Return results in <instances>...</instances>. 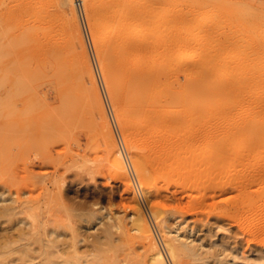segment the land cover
Segmentation results:
<instances>
[{"label": "rangeland", "instance_id": "1", "mask_svg": "<svg viewBox=\"0 0 264 264\" xmlns=\"http://www.w3.org/2000/svg\"><path fill=\"white\" fill-rule=\"evenodd\" d=\"M52 1L0 0V44L2 43V46L0 45V264L26 263L21 258L22 249H27L34 256L30 263L26 264H42L48 251H52L50 255L55 260L53 264H64L63 260L71 257L70 254L74 252L72 250L75 247V250L80 252L77 251L78 255L81 254L83 257L82 264H86V260L93 256V244L96 242V237H100L99 233L104 225H112L111 230L116 238L124 236L127 230L132 233L129 229L130 216L135 211L134 197L139 201L143 215L150 225L154 238L163 249L168 264L173 263L163 244L157 221L152 215L154 210L162 214L166 226L178 237V240L187 239L197 247L199 259L184 258L187 264H264V134L248 138L231 132V127L242 126L243 122H247L248 114L254 111V108L233 107L228 115L222 116L215 109L200 107L193 119L183 118L165 124L162 122L160 125L157 124L158 126L150 124V128L158 127L156 130L165 127L161 130H165L168 139L164 137L156 141L157 144L153 140H144L139 136V131L132 132V125H126V130L131 136L130 142L141 146L140 148L144 145L141 153L145 155L143 160L148 163L142 161L141 166L147 173L154 175L151 174L152 183L151 188L148 189L138 176L136 171L138 167L134 164L133 156L124 140L126 132L117 118L121 99L116 101L113 98L105 78V70L100 65V52L93 40L90 10L84 3L81 6L80 0H75L76 4L73 6L75 16L81 28H79L80 35L101 98L103 118L108 121L112 137L122 155L125 168L123 171H115L109 163H106L103 139L101 141L98 133L96 134L97 131L87 120L83 108L80 107L79 110L69 108V110L64 106L66 94L62 96L64 93L62 90L65 91L68 83L65 84L63 78L64 83L59 80L61 66H55L56 59L55 62L52 61L54 65H50L48 61L52 56H46L44 44L48 34L58 33L57 19L62 17L63 20L66 18L69 20L71 15L63 6L60 7L62 10L60 8L55 10ZM55 11H60L59 14H62L59 16ZM65 12L69 15L67 13L65 15ZM80 12L84 17L85 28L81 23ZM201 14L207 17L211 13L203 10ZM225 18L231 20L229 16ZM225 18L223 20H226ZM227 22L225 23L228 24ZM234 22L231 25H235L236 28L233 25L231 28L230 23L229 27L239 30L237 28L240 26ZM225 23L223 30L231 31L227 32L231 35L234 30L228 29ZM21 28L25 29L23 30L25 33ZM192 28L194 34L189 29L184 30V33L187 32L184 35L187 36V40L197 41V36L194 35L198 34L196 30H199V27L192 26ZM259 28L255 31L248 29L250 33L246 28L247 31L244 32V28L240 29L242 35L244 34L243 44L246 43V39L253 43L252 45L250 42L251 46H249L247 41L248 45H245L248 46L247 49L242 44L246 49L245 54L239 52L242 46H237L238 48L228 46L229 41L224 47L225 56L222 58L229 59L230 63L238 66L239 62H243V58H240L243 56L239 54H244L247 56L244 57L247 62L255 57L257 59L255 66L259 69L264 67V32ZM65 31L69 32L71 29L67 28ZM257 31L263 33L259 35ZM237 33L240 35H233H239L237 37L240 42L243 36L241 32ZM245 34H248V37ZM216 38L208 35L203 38L202 43L205 44L206 49L216 52L214 50L218 44ZM234 38L236 37L228 40ZM9 42L15 45H10ZM77 47L76 50L79 51L80 46ZM210 50L209 54H212ZM191 51H195V46H188L185 53ZM205 51L207 50L201 51L200 54ZM1 52L6 53L1 54ZM175 53L174 50L172 58ZM236 53H239L238 56ZM43 57L47 58V61ZM195 60L197 59L190 56L188 61H177V65L181 68L179 72L184 71V64L189 65ZM247 62L243 64H246L245 66L249 67L246 70H249L254 65L251 66L250 62L247 65ZM41 67L46 70L44 78L49 73L47 76L52 81L47 77L46 80L48 79L49 82H45V79L43 81L42 77L35 75L42 72ZM223 67L216 64L209 67V71L223 79ZM32 68L37 73H32ZM29 70L31 74H27ZM62 73L65 75L64 72ZM180 73H178L179 79L183 80V73ZM68 79L71 81L70 78ZM71 84L72 82L68 85ZM85 84L90 85L88 79L85 80ZM66 93H68L66 96H69L71 91ZM59 97L63 100L62 106L71 113V116L67 114L65 119L62 115L66 111L61 108V103H58L61 101ZM29 98L31 101L35 99L33 102L35 101L36 104L31 105L33 102ZM46 103L52 106L51 109ZM38 104L41 108L37 107ZM34 108L40 109L34 111ZM59 108L63 109L64 113ZM48 112L54 117H49ZM56 114H60L59 117H56ZM71 117H75V120ZM47 118H51V121L49 122ZM101 118L98 113L94 116L97 121ZM258 118V124L264 126V105L259 108ZM63 119V123L58 122L59 125L56 123V120ZM83 121L91 125L87 124V126ZM40 124H43L44 128ZM148 126L149 124H146L145 127ZM55 127L59 128V133ZM159 142L167 144H164L162 149ZM145 143L150 149L148 152ZM158 145L161 146L160 151L157 149ZM152 146L156 147L151 150ZM170 150L174 152L171 153ZM181 163L184 165L182 166ZM89 168H96V171L90 172ZM125 177L131 182L129 190L124 185ZM11 206L14 209H11ZM6 207L10 209L3 211ZM7 212H11L12 215L6 214ZM117 225H121V228L117 229ZM20 232L25 233L24 240L19 238ZM33 235L36 240L33 239L34 242L28 243V237ZM132 247H137L134 249L136 251L141 250L136 243Z\"/></svg>", "mask_w": 264, "mask_h": 264}, {"label": "bare ground", "instance_id": "2", "mask_svg": "<svg viewBox=\"0 0 264 264\" xmlns=\"http://www.w3.org/2000/svg\"><path fill=\"white\" fill-rule=\"evenodd\" d=\"M52 2V5L54 6L53 8H56L55 10L63 6L67 8V11L71 15L69 20H67V18L66 20H63L62 17H59L57 19L58 22L56 23V28L58 33L48 34V39L44 44V51L46 52V56H52L50 58L51 60L48 61L51 64H48L52 66L54 65L52 61L55 62L57 60L59 63L56 61L57 64L55 63V66H61V70L59 69V71H61L60 77H58L59 80L61 79L60 81L62 82L64 79L65 84H70V82H72V86L70 85L71 87L68 84L67 88L65 87L66 89H68L67 91L66 89L65 91L62 90V92H64L62 93V96L64 94L67 95L68 93L66 92H68L69 90L71 91V93H69V96L64 95V101L61 100V98L59 97V100L61 101H58V103H61V108L63 107L62 101L65 102L64 106H66L68 109L72 108V110H74L75 108V110H79L80 107L83 108L87 120L92 124V126L94 125L96 129L95 131H97L96 134L98 133L97 135L100 136L101 141L103 139L102 142H104L103 144L105 149V152L103 154L106 155V163H109V165L114 168L115 171L117 170L121 172L123 171V169H125L122 161V155L117 149L115 140L112 137L108 121L105 117L103 118V106L101 98L98 92V88L96 86V82L94 80L88 56L86 54L87 52L84 48L83 40L80 35L81 28L80 26H78V21L75 16V10L73 6L74 4H76V1L53 0ZM80 2L81 6L84 3L86 8L90 10L89 17L92 25L93 40L95 47L100 52V65L105 70V78L109 84V89L112 93L113 98L116 101L118 99H121L119 103L117 118L120 125L124 128V131L126 132L124 140L128 144L129 151L133 156L132 158L134 164L136 165V167H138L136 168L138 176L140 177L143 185L148 187V189L151 188V177L154 175L152 173H147L146 169L142 168L141 166L142 161L146 162V160H143V157L145 155L143 154V156L141 153V151L144 149V145L143 148H140L141 146L139 147V145L130 142L131 136L130 132L126 130V125H132L134 127H132V132H134L133 130L139 131L140 133H138L137 131H135V133H138L139 136H141L144 140H153L156 143V141H159L160 139L162 140L164 137L167 138V136L164 132L165 130H161L164 126L156 130L158 127L150 128L151 125L156 126L157 124L160 125V123L162 122L165 124V122L167 123L183 118L193 119L195 113H197V109L200 107L215 109L216 112L221 114L222 116L228 115L230 109L233 107H251L254 108V111H251V113L248 114L249 116L248 120H246L247 122H243L244 124L242 126L231 127V132L233 134L237 133L248 138L264 134V126H260L257 122L259 119V108L264 105V70L262 69L264 67L259 69L257 66H255L257 65L255 64L257 62V59L254 57V59L250 58L249 62L250 64H252L251 66L254 65L255 67L253 66L251 67V69L246 70V68L249 67H246V64H243V62L246 63L248 61L247 59H244V57L247 58V56H244V52L248 48V46L245 45L247 44V41L249 44L251 41L246 39V43L243 44V42H245L243 41L244 34L242 35V31L240 30L241 28H244V32L246 28L247 30L251 29L255 31L258 30L257 28H259V26H261L259 29L260 31L262 30L264 32V0H80ZM98 4H101V6H99ZM203 10L209 11V13L211 14L207 15V17L204 15V17L203 14H201ZM57 12L56 14L58 15L59 12ZM66 13L67 12H65V15ZM69 13L67 14L69 15ZM227 16H229L231 20L233 19V22L235 21L240 26V28H237L239 30H234L236 26L233 24L232 25L235 26V28L231 29L233 28L231 25V23L233 22H231L230 19L225 18ZM224 18L226 20H223ZM226 21H228V24L225 23ZM224 23L225 25H227L228 29L234 30V32L232 31L231 35L227 33L231 31L228 30L225 32V30H223ZM229 23L231 28L229 27ZM192 26H197V28L199 27V30H196L198 34L194 35L195 37L197 36V41L187 40V36L185 37L184 35L187 34V32L184 33V30L190 29L192 31ZM67 28H70L71 31H65ZM23 30L25 31V29ZM249 30L248 33H250ZM236 31L241 32V36H243V39L241 37L240 42L238 41L239 37H237L240 35V33H237ZM260 31H257L258 34L261 33ZM23 32L22 34L25 33ZM194 33L192 31V34ZM233 34L239 35L236 36ZM208 35L215 36L217 37L216 39H218L217 48H212L216 50V52H212V50H210L209 48L206 49L205 44L202 43L203 38ZM245 35H247L248 37V34ZM253 35L255 37V34ZM232 37L236 38L228 40ZM261 37H259L260 40ZM28 40L30 41V39ZM11 43L9 42L10 45H15L13 44V42ZM227 43L228 46L230 45L234 48L237 46L240 47L243 44L246 48L244 49V47L242 46L243 52L240 48L241 51L239 52L244 53L243 55L236 53L237 56L238 54L240 56H243H239L240 58H243V62H239L238 66L233 63H230L229 59L222 58V56H225L224 47L227 46ZM25 44L26 43H24V45ZM16 45L18 44L16 43ZM77 46H80L79 51L76 50V48H78ZM188 46H195V51H191L190 53L186 54L185 52ZM249 46H251V44ZM174 50L176 51V53L172 58V52ZM204 50L207 51L200 54V52ZM209 50L212 52V54H209ZM214 52L215 54H213ZM5 53L6 52H1V54ZM190 56L196 58L197 60L192 63H189V65L184 64L185 69L184 71L182 70L183 72L180 73L179 71H181V68L177 65V61H188V58H190ZM24 57H26V55ZM27 57L29 58L30 56ZM43 58L45 59V57ZM23 59L26 60L27 58ZM46 59L45 61H47ZM249 62H247V65ZM24 63L26 64V61ZM216 64L224 66L222 74L223 79L217 77L216 74L211 73L209 71V67H212ZM261 66L263 65L261 64ZM31 70H33V68ZM31 70H29L27 74H31V72H34V70ZM40 70H42V72L37 73L35 71L37 73L35 75H38L37 77L39 78L42 77V80L45 79V82H49L50 78L47 76L49 75V73L47 72L48 74L45 75L46 78H49V80H46V78H44V74L46 73L45 68L43 70V68L41 67ZM59 71L57 72L58 74ZM62 72H64L65 75H63ZM178 73H183V80L179 79ZM50 76L52 75L50 74ZM62 76H64L65 78H70L71 81L67 78L68 81H70L68 82L67 79ZM86 79L89 80V86H86L85 84ZM50 81H52V79ZM57 82L60 83L59 81ZM33 100L31 101L30 99L31 102H33ZM34 104H36L35 101L31 105ZM43 106L44 105H42V107ZM37 107H40V104H38ZM51 107L52 106H50L49 109H51ZM66 107H63L65 111L67 110ZM61 108H59V110H61L62 112L63 109ZM39 109L36 110L38 111ZM36 110L34 108V111ZM64 110L62 113H64ZM96 113L100 114V116L102 117L100 121L94 119ZM45 114H47V112ZM49 114V117H54L51 115L52 113L48 112V115ZM67 114L71 116V113L66 111V113L62 115L63 117L65 116L64 119L68 116ZM58 115L56 114V117ZM73 118L75 120V117H71V119ZM47 119L49 122L51 121V118ZM55 119L56 118H54V121ZM64 119L61 121L56 120V123H63ZM89 122L85 123L83 121L85 125H91ZM49 124L51 125V123ZM64 124L66 123L64 122ZM146 124H149V126L145 127ZM41 125L44 128L43 124H40V126ZM65 126L62 127L64 128ZM51 128L53 129V127ZM69 129H71V127ZM95 137L92 138L94 139ZM17 139L16 142L18 141ZM143 139L142 141L144 142ZM90 141L92 140L90 139ZM161 142L159 143L161 144ZM18 143L19 142H17V144ZM167 143L165 142L164 144L166 145ZM164 144H161L162 147L158 145L159 147L157 149L159 151L160 147L163 149ZM170 144L172 145V143ZM171 145H169V147ZM145 146H147V148H145L148 152L150 149L148 148L147 143H145ZM153 147L156 146H152L151 150H153ZM164 147L166 148V146ZM165 148L164 151L167 149ZM175 149L176 148L174 147V150ZM164 151H162V153H165ZM166 152L167 156H169L168 151ZM192 155L193 151L190 152L191 157ZM163 158L165 159V157ZM147 163L148 162H146V164ZM89 169L90 172L96 171V168ZM124 185L128 190L131 188V182L127 178L124 182ZM134 201L135 211L130 216L131 227L129 229L130 231H132V233L127 230L124 236H118L117 239L113 236L111 230L112 225H104L101 232L99 233L100 237L98 238L97 236V239H95L96 242L93 241V243L95 242L93 244L94 249L91 245V249H93V256L92 258L86 260V264L169 263L167 262L168 260L166 259L167 257L165 256L163 249L159 246L158 242L152 234L150 225L148 224V221L143 215L144 212H142V207L139 201L135 197ZM3 209V211H6L10 208L6 207ZM11 209L14 208L11 206ZM10 213L7 212L6 214ZM92 213L94 212L92 211ZM153 213L152 215H154V219L157 221V224L160 228L163 244L172 263L187 264L184 261V258L187 257L189 259L191 258V260L194 258L195 260L199 259L197 258V256H199V254L197 253V247L194 246L191 241H187V239L178 240V237L173 235L171 230L166 226L165 220L161 216L162 214L160 215L157 210H154ZM3 214L5 215V213ZM10 215H12V213ZM120 226L121 225H117L116 228H121ZM18 236L20 239L23 238L22 240H24L25 233L20 232ZM33 236L28 237V243L29 241H33V239L34 241L36 240V237ZM135 243L139 247V250L141 248L140 252L134 250L137 247H132ZM74 246L75 245H73L72 247ZM75 249L76 247L72 250V252H74L70 254L71 259L66 258L63 260L64 264H82L83 257L81 254L78 255V250ZM21 251L22 260H25L26 263H30L34 256L30 252H28L27 249H22ZM50 254H52V251H48L46 256H44L42 264H53L55 262V260L51 257L52 255ZM26 263L21 262V264Z\"/></svg>", "mask_w": 264, "mask_h": 264}, {"label": "built area", "instance_id": "3", "mask_svg": "<svg viewBox=\"0 0 264 264\" xmlns=\"http://www.w3.org/2000/svg\"><path fill=\"white\" fill-rule=\"evenodd\" d=\"M79 3V2H78ZM79 5V4H78ZM80 17H81V23L85 28V21H84V17L82 16V13L80 12Z\"/></svg>", "mask_w": 264, "mask_h": 264}]
</instances>
